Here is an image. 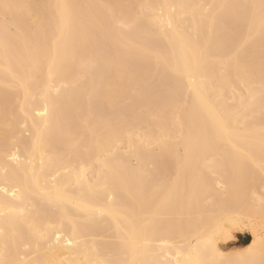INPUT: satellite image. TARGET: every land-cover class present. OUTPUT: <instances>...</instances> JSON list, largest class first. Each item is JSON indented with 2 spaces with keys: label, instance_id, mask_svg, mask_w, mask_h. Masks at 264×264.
<instances>
[{
  "label": "bare ground",
  "instance_id": "1",
  "mask_svg": "<svg viewBox=\"0 0 264 264\" xmlns=\"http://www.w3.org/2000/svg\"><path fill=\"white\" fill-rule=\"evenodd\" d=\"M0 264H264V0H0Z\"/></svg>",
  "mask_w": 264,
  "mask_h": 264
},
{
  "label": "rangeland",
  "instance_id": "2",
  "mask_svg": "<svg viewBox=\"0 0 264 264\" xmlns=\"http://www.w3.org/2000/svg\"><path fill=\"white\" fill-rule=\"evenodd\" d=\"M250 240H251L250 234L248 232H243V234L237 235V241H239L240 243L237 244L235 247L229 245L228 247L225 248V250L228 253H231L234 250H239V249L243 250Z\"/></svg>",
  "mask_w": 264,
  "mask_h": 264
}]
</instances>
